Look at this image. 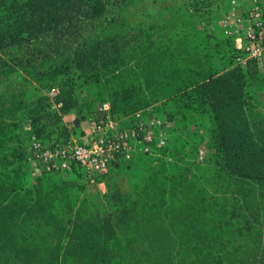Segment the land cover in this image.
Returning <instances> with one entry per match:
<instances>
[{
    "label": "rangeland",
    "instance_id": "1",
    "mask_svg": "<svg viewBox=\"0 0 264 264\" xmlns=\"http://www.w3.org/2000/svg\"><path fill=\"white\" fill-rule=\"evenodd\" d=\"M255 52L264 53V0H103L0 50V123L14 125L10 141L0 137L3 147L25 152L27 119L58 110L50 93L60 84L75 88L81 104L62 116L67 130L77 132L100 102L113 100L161 120L150 152L123 164L105 192L72 174H39L24 156L28 179L13 205L42 194L47 216L42 231L27 223L13 235L3 218V256L23 255V243L59 242L64 250L76 221L65 217L69 204L83 218L107 216L106 264H204L218 256L224 264H264V180L243 181L222 168L214 116L196 87L211 75L246 72ZM256 64L243 83L253 141L264 152V59ZM35 132L52 139L58 127Z\"/></svg>",
    "mask_w": 264,
    "mask_h": 264
},
{
    "label": "trees",
    "instance_id": "2",
    "mask_svg": "<svg viewBox=\"0 0 264 264\" xmlns=\"http://www.w3.org/2000/svg\"><path fill=\"white\" fill-rule=\"evenodd\" d=\"M102 1L0 0V50L20 44L35 35L51 31L69 20L72 21V16L89 11L91 8H97ZM87 59L90 57L88 56ZM257 67L256 60L248 59L246 72L241 70V74L235 76L232 73L225 76L211 75L198 81L196 87L214 116L216 127L213 139L222 168L243 181L260 183L264 180V152L260 151L253 141L249 120L253 107L243 83L246 74L251 77L256 74ZM46 73L47 70L42 72L43 76ZM94 81L101 83L98 78ZM55 100L61 103L57 111L43 112L40 116L30 114L29 118L37 131L39 125H54L58 127L57 137L66 136L68 130L60 127L62 116L74 109L78 111L81 104L75 88L65 86V84H60V93ZM111 106L112 113L116 117L142 109L129 101L113 100ZM13 126L12 123L2 121L0 130L4 132L3 135L0 134V137L7 135L5 139L10 141L11 136L8 135L12 132L11 127ZM3 145H5V140H0V231L3 218L12 223L14 232L9 235L17 233L19 226L27 223L33 225L35 231H42L44 227L40 221L47 216L46 204L41 201L42 194H38L35 201L25 203L23 206L13 205V201L25 187L24 181L28 179L27 171L21 162L25 156L23 148L17 145L13 147L9 145L3 147ZM123 164L125 163L115 167L111 175L107 177V186L110 178ZM33 193L35 192H31ZM24 194V196L31 195L27 192ZM75 210L74 206L69 204L64 210L66 219L71 218L72 215H75L76 219L71 231L72 239L69 240L64 250L61 249L62 245L59 242L52 246L42 244V247L40 244L26 245L23 243L21 246V250L24 251L23 255L18 252L12 257H6L2 253L0 238V264H106L109 262L112 259L109 234L113 237V233L107 216L97 221L92 216L83 218L80 209ZM114 237L117 238L115 235ZM112 239L115 240V238ZM10 244H13L12 240ZM224 262V257L218 256L212 260L211 257L208 258L204 264H224Z\"/></svg>",
    "mask_w": 264,
    "mask_h": 264
},
{
    "label": "built area",
    "instance_id": "3",
    "mask_svg": "<svg viewBox=\"0 0 264 264\" xmlns=\"http://www.w3.org/2000/svg\"><path fill=\"white\" fill-rule=\"evenodd\" d=\"M250 57L260 63L264 53L255 52ZM59 93L58 86L50 93L56 107L61 106L55 100ZM157 125H161V120L147 117L143 110L116 117L109 101L100 102L81 128L77 132L68 130L66 136L44 139L28 118L29 145L24 153L39 174H72L105 192L107 177L115 167L150 152L157 139Z\"/></svg>",
    "mask_w": 264,
    "mask_h": 264
},
{
    "label": "crops",
    "instance_id": "4",
    "mask_svg": "<svg viewBox=\"0 0 264 264\" xmlns=\"http://www.w3.org/2000/svg\"><path fill=\"white\" fill-rule=\"evenodd\" d=\"M74 111H76V110H75V109H74V110H72L70 113L66 114V116H67V117L71 116V115H72V113H73Z\"/></svg>",
    "mask_w": 264,
    "mask_h": 264
}]
</instances>
